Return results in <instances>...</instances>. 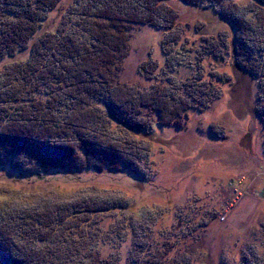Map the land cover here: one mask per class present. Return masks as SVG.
Returning <instances> with one entry per match:
<instances>
[{
    "label": "rangeland",
    "instance_id": "374dc122",
    "mask_svg": "<svg viewBox=\"0 0 264 264\" xmlns=\"http://www.w3.org/2000/svg\"><path fill=\"white\" fill-rule=\"evenodd\" d=\"M204 2L195 6L170 0L178 18L171 31L133 25L113 80L135 93L162 88L170 95L174 83L203 74L218 91L209 105L189 109L180 126L162 125L158 115L149 116L152 109H146L140 119L150 133L142 136L114 129L118 139L110 143L113 158L125 159L130 168L38 175L21 173L11 165L0 168L1 210L117 201L121 209L97 216L95 224L102 230L97 235L105 236L101 254H119L123 260L138 255V245L153 240L175 243L171 255L183 256L189 264H240L250 248L264 255V115L258 112L264 113V38L259 35L263 41L256 52L258 65L250 64L256 69L253 75L234 68L227 46L200 60L203 37L225 38L230 44L233 31L226 19L207 22L215 15L200 10L210 7ZM220 4L218 10L222 7L249 31L259 26L256 18L264 14L257 0H221ZM60 9L50 13L49 26L56 19L58 24ZM150 61L157 63L153 75L143 71ZM103 103H97L96 109L105 110ZM14 118L10 116L8 122ZM128 145L135 147L132 154L124 149Z\"/></svg>",
    "mask_w": 264,
    "mask_h": 264
},
{
    "label": "trees",
    "instance_id": "16d2710c",
    "mask_svg": "<svg viewBox=\"0 0 264 264\" xmlns=\"http://www.w3.org/2000/svg\"><path fill=\"white\" fill-rule=\"evenodd\" d=\"M63 1L0 0V66L6 64L0 69V168L11 165L32 175L130 168L125 159L113 158L114 129L130 136L150 133L140 119L146 109H152L149 116L158 115L160 124L180 126L189 109L208 106L211 95L218 93L200 73L174 83L170 95L162 88L135 93L113 80L133 25L173 29L178 18L170 0H71L62 5ZM184 1L195 6L208 1L210 7L200 10L213 12L215 18L207 22L226 19L233 29L230 44L225 38L203 37L199 59L227 46L234 68L255 74L250 64L258 65L264 14L256 18L259 26L249 31L222 7L218 10L221 0ZM257 1L264 6V0ZM58 8V24L56 19L49 26L50 13ZM164 48L169 55V48ZM145 65L143 71L153 75L157 63ZM99 102H104L105 110L96 109ZM258 112L264 115L261 109ZM12 115L15 118L8 122ZM134 148L124 149L132 154ZM15 156L18 160L10 161ZM121 207L117 201L82 200L44 208L0 209V264L190 263L183 256H172L175 243L166 240L141 243L138 255L124 260L119 254L102 255L105 236L97 235L102 231L95 224L97 216ZM240 264H264V255L250 248Z\"/></svg>",
    "mask_w": 264,
    "mask_h": 264
}]
</instances>
